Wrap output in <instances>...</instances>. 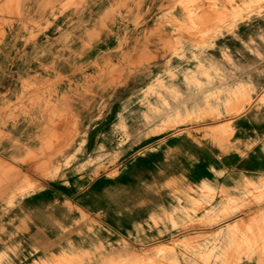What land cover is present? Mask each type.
<instances>
[{
    "label": "rangeland",
    "instance_id": "obj_1",
    "mask_svg": "<svg viewBox=\"0 0 264 264\" xmlns=\"http://www.w3.org/2000/svg\"><path fill=\"white\" fill-rule=\"evenodd\" d=\"M129 1V8L111 9L113 14H120L124 19L120 22L110 19L106 27L109 30L115 27L112 32L124 27V40H136L150 51L164 45V50L169 52L157 51L149 56L154 59L151 65L154 62L161 67L159 73L140 78L135 87H126L127 93L122 99H115L118 95L115 93L121 89L119 86L95 87L85 85L83 81L109 71L108 68L123 73V78L129 74L131 81L133 76L130 74H137L147 59L128 57L122 49L124 42L120 49L115 48L111 37L105 45L98 46L99 51H92L81 59L82 46L89 39L76 36L71 41L65 37L62 34L65 18L52 31L46 29L39 37L41 42L32 47L31 53L40 47L51 57L38 63L43 57L28 55L21 70L6 72L0 77V91L5 96L4 102L11 103L10 110L18 127L14 132L15 142L21 140L17 146L23 141L19 130L25 123L29 126L27 137L32 140L28 146L32 161L39 157V151H33L32 144L36 146L47 139H60L56 145L64 141L58 145L60 152L56 161L40 172H31L23 178L25 169H15L18 177L15 197L19 198V192H23L30 199L26 218V229L32 236L28 251L34 248L30 258L40 264H154L148 260L149 254L160 244L167 243L173 248L169 253L156 254L162 258L155 264H184V256L192 258H188L189 264L192 260L207 264V259L219 262L215 264H235V255L240 253L232 240L209 249L204 246L184 248L175 243L189 238L193 230L199 229V234L210 233L220 224L209 225L216 217L209 214L210 204L205 212L206 207L194 214L197 216L194 223L188 215L189 219L182 216L180 209L184 198L181 194L186 181L189 185V182L206 178L202 174L206 169L217 180L224 169L222 165L229 163L247 175L264 171V161L258 164L248 157L254 150L253 145L264 150V115H261L264 111L261 83L264 76V13L253 11L247 1L241 3L240 0L235 3L228 0L232 5H225L224 9L221 0ZM214 8H218L214 20L219 17L224 20L218 23V29L203 25ZM241 8L248 11L241 15ZM11 10V5L0 8L2 32L10 30V35L14 27ZM93 21H79L76 26L84 27ZM256 23L259 28H251ZM17 28L14 27L18 44L14 49L29 39ZM158 33H161L160 38L154 37ZM99 34L94 33L91 42H95ZM215 37L219 39L213 43ZM51 39L54 44L44 49ZM10 41L4 39L0 50L6 49ZM4 44L7 45L3 48ZM184 49H187L184 56L210 55L215 62H197L196 58L187 71L174 72L164 60L172 57L176 58L173 61L191 59L179 55ZM12 58L7 64L20 63L19 57ZM49 63L52 70L41 71L40 68L46 69ZM239 73L247 76L254 73V77L241 78ZM241 87L245 96L256 94L257 98L246 97L240 101L236 96L239 97ZM198 89L215 96L219 109L230 111L229 115L214 122L203 121L168 132L157 131L158 126H154L152 120L154 114H160L161 107L176 103L173 102L176 95L188 96ZM79 96L93 98L76 105L75 99ZM56 107L66 116L58 117V121L50 124ZM238 123L241 129H238ZM35 130L41 133H32ZM184 133H189L188 143ZM68 138H73L71 143L66 142ZM14 150L18 155L21 149ZM248 159L252 161L250 165L242 161ZM239 185L238 181L237 188ZM262 192L264 187L243 185L239 193L237 189L228 193L224 204L234 203L235 197L241 194L255 199ZM238 197L242 198V195ZM19 203L16 199L12 208L18 209ZM251 209L254 210H250L242 225L249 231L264 221V207ZM23 222L17 215L16 243L11 254L15 258L20 255L18 239ZM189 230L192 232L188 233ZM127 248L136 254L129 258L130 261L124 254ZM253 250L264 253V247ZM7 251V248L0 250V264H8L5 263ZM208 251L213 253H206ZM97 252L99 256L95 257ZM245 255L242 260L264 264V256L259 259L251 253L252 258L246 259ZM97 260L101 261L98 263Z\"/></svg>",
    "mask_w": 264,
    "mask_h": 264
},
{
    "label": "bare ground",
    "instance_id": "obj_2",
    "mask_svg": "<svg viewBox=\"0 0 264 264\" xmlns=\"http://www.w3.org/2000/svg\"><path fill=\"white\" fill-rule=\"evenodd\" d=\"M224 4L221 6L224 9L225 5H232V3L228 2V0H221ZM247 1L249 3V7L252 8L253 11H261L262 14L264 13V0H240L241 3ZM125 2V0H0V8L5 5H11L12 10L10 11L13 15V23L12 25L18 26L17 29L24 31L26 34L25 36L29 38L23 45L17 46L14 49L15 45L18 44L17 41V33L13 27V33L10 35V30L3 33V29L0 26V43L3 44L2 41L11 40L8 43V46L4 50H0V77L3 76L6 72L15 73L16 71L21 70L24 67L26 59L25 57L29 55L32 57L34 54L35 57H43L39 60L38 63H42V61L46 60L49 56L48 52H45L42 48L36 47L35 51L31 53L33 50L32 47L35 44L40 43V36L46 32V29H50L52 31L53 28L57 27L58 22L61 19L65 18V31L62 33L65 37L71 38V41L76 39V36L82 38L83 36L89 39L88 43L86 42L82 46V55L81 59H85L88 57V53L92 51H99V45H105L108 42L109 38L111 37L114 40L115 48H121L124 42V47L122 48L128 57H132L135 60H143V57L146 58V62L143 64V67H140L137 74H130L133 78L130 80L129 74L126 78H123V73L119 74L118 71L113 70V68H108L109 71L100 73L89 80L83 81L85 85H91L95 87H114L119 86L121 87L115 94H118L115 99L120 100L124 97L123 94L127 91L126 87H135L138 83H140V78L148 77L157 75L161 69L158 67L157 63L151 65V61H154L153 57H149L158 53L166 54L169 51L164 50V45H159L160 47L154 49V51H150L145 46L141 47L140 42L136 40L127 41L124 40L123 37V30L124 27H120L121 32L115 31V27L109 30V27H106L107 21L112 19L114 22H120L124 18L121 17L120 14H113L111 9L119 10L129 8L131 3ZM231 2H236L235 0H231ZM218 4V1H216ZM219 5V4H218ZM180 9L182 6L179 4ZM219 7V6H218ZM248 10L246 8H241L240 14H245ZM218 13V8H214L211 10L210 15L207 18V23L203 24L205 27H211L214 29H218V23H222L224 20L222 18H218L214 20L215 15ZM110 14V16L108 15ZM2 14H0V17ZM4 16V14H3ZM89 25L84 27H77L76 24L79 21L85 20H93ZM1 21V19H0ZM49 21V22H48ZM9 22V19H7ZM23 22V23H22ZM6 21H4V24ZM18 23V24H17ZM259 23L252 24L251 28L254 29L259 28L257 27ZM54 26V27H53ZM37 29L34 32V29ZM127 27L125 26V29ZM105 29H108L105 31ZM34 32V33H33ZM100 33L96 41L91 42L95 36L94 33ZM161 33L155 34L154 37L160 38ZM219 38L215 37L213 43H215ZM54 39L48 41V44L44 49H48L51 45L54 44ZM33 43V44H32ZM7 44H4L3 48ZM20 45V44H19ZM104 49V48H103ZM121 49V50H122ZM13 50V51H12ZM105 50V49H104ZM187 49L182 50L183 52L179 51V55L181 57H191V59H183L182 61L176 60L175 57L171 59L164 60L165 63L169 65V68L177 72L181 69L182 72H185L189 69L190 64L198 58L196 61L201 62L205 61L209 64H213L215 60L214 57H196L195 54H188L184 56ZM153 52V53H152ZM189 52V51H188ZM193 51H191L192 53ZM31 53V55H30ZM149 53H152L149 55ZM121 54V53H120ZM228 54V53H227ZM10 57V58H7ZM12 57H19L20 63L18 64H7L13 60ZM229 57V56H227ZM162 59L163 57H159ZM32 60V59H31ZM40 65V64H39ZM38 65V66H39ZM51 63L48 64L46 69L40 68L43 72H48V70H52L50 68ZM196 74H200V72H196ZM241 78H253L254 73H250L248 76L239 73ZM203 77V75H201ZM210 83V82H209ZM262 87L264 90V76L261 80ZM55 85H58L57 83ZM177 85H180L179 83ZM224 85H230L228 83H224ZM15 92H18L17 87H15ZM127 93V92H126ZM245 92L243 91L242 87L240 88L239 98L240 101L245 99L246 97L250 98L251 100H255L257 95L254 96L248 95L245 96ZM93 97H84L79 96L75 99V104L78 105L81 102H85L87 100H91ZM5 96L2 91H0V172L2 176H0V250L5 248L8 249L5 255V263L8 264H40V261L37 260L33 261L34 258H30V252L34 253V248L32 251L29 250L30 245V232L26 229V218L30 208V199L26 197V193L19 192V198L15 197L16 191L18 190L17 186V179L15 169L22 170L24 175L23 178H26L27 175L32 173H38L40 170L46 167L47 164L56 161L57 155L59 154L60 150L58 149V145H60V139H47L45 143L38 144L34 146L32 144V150L34 149L39 151V157L32 161L31 158V151L28 150L30 137H27L29 126L25 123L21 130H19V135L23 139L17 146L14 138V132L18 129L16 122L13 120L12 111L10 110L11 103L4 102ZM10 102V101H8ZM173 102H176L168 107H161L160 114L155 113L152 120L155 122L154 126H158L156 129L165 130L164 132H168L174 130L175 128L180 127H187L189 125H194L201 123L203 121L214 122L218 119H221L223 116L229 115L230 111L222 112L218 107V100L215 96H211L206 94L203 90L198 89L194 93H189L188 96L176 95L173 98ZM250 105L249 107H251ZM63 109V108H61ZM264 110V109H263ZM257 114L259 115L260 112L256 109ZM261 115H264V111ZM66 116L64 113H59V109L56 107V111L50 118V124H54V120L58 121V117ZM54 117V118H53ZM53 118V119H52ZM52 119V120H51ZM155 129V130H156ZM238 129H241L240 124L238 123ZM43 132V130H42ZM32 133H38L39 131H32ZM215 133V132H214ZM189 133H184L183 137L185 136V142L188 143L187 136ZM216 135V134H214ZM212 135L211 137L218 139V136L215 137ZM65 140V139H64ZM69 141L72 142L73 138H68ZM21 141V140H20ZM32 141V140H31ZM207 143H212L211 140H207ZM190 145L192 143L190 142ZM249 147V146H247ZM16 148H20V153L17 155L15 152ZM254 150L248 155L250 158H254L258 161H264V150L261 146L253 145L252 147ZM46 156V158H45ZM223 170L220 173L221 175H229L227 173L231 168H237L241 171L236 165H232V163L222 165ZM240 185L237 188V193L242 191V187L248 185H252L254 187H264V171L251 173L247 175L246 173H242L241 178L238 180ZM186 187L181 194V197L184 198V204L180 209V213L182 216H186L185 218L191 217V222L194 223L196 212L202 208H205L207 205L210 204L212 207L209 210V214L216 215V217L209 221V225H215L218 223H222L226 220L232 219L234 217H238L237 220L234 222L226 223L225 225L219 226L215 230L211 231L210 233L199 234L198 232H194L189 238L181 239L175 243V246L181 247H190L195 248L198 246H204L205 248L209 249L210 247H216L220 245H224L229 243L231 240L234 241L235 246L234 248L240 253L239 255H235L234 262L235 264H242V257L245 255L246 259H251L252 257H258L259 259L264 256L260 254L259 251L253 250L264 247V221L257 224L255 228H252L250 231L245 230L243 228V222L245 217L249 214L251 208L253 207H264V192L258 198L251 199L246 198L245 194H241L242 198L238 197V195L234 199V203H228L227 206L224 204V200L227 197V194L230 193L232 190H228L225 188L218 187L217 180L214 179L210 181L206 178L201 179L199 182H189L185 183ZM234 191V190H233ZM220 197V200L217 201L215 204H211V202L215 200L216 197ZM16 199H19V206L18 209L12 208L13 203H15ZM224 204V205H223ZM209 206V207H210ZM262 211L261 209L259 210ZM195 212V213H194ZM18 215L24 222L21 226V233L20 238L18 239V245L20 247V255L12 257V249L16 243V234L14 230V225L16 222V216ZM202 214L199 215L201 217ZM212 219V217H210ZM189 219V218H188ZM156 235V231L155 234ZM248 244H245V243ZM173 248V245H169L167 243L160 244L156 251L149 254V259L151 263L154 264L159 261L158 259L162 258L160 255L156 254H164L169 253L170 250ZM188 249V248H186ZM193 254L200 253L191 251ZM99 252L96 253L95 257L99 256ZM208 254L213 253L212 251L206 252ZM253 253L251 257L250 254ZM125 255H127L128 261L129 258H133L136 254L134 251L126 249ZM188 254V253H186ZM243 255V256H242ZM248 257V258H247ZM30 258V259H29ZM188 258L192 259L189 256L183 257L184 264H189ZM101 260H97L96 262H100ZM217 260H206L207 264H215ZM226 263L229 259L225 260ZM33 262V263H32ZM42 262V261H41ZM218 262V261H217ZM192 264H200V262L193 261ZM203 263V262H202ZM219 263V262H218ZM260 264V263H258Z\"/></svg>",
    "mask_w": 264,
    "mask_h": 264
},
{
    "label": "crops",
    "instance_id": "obj_3",
    "mask_svg": "<svg viewBox=\"0 0 264 264\" xmlns=\"http://www.w3.org/2000/svg\"><path fill=\"white\" fill-rule=\"evenodd\" d=\"M254 159V158H253ZM244 163H249V165L251 164V160L248 159V161L246 160H242ZM254 161L258 164H261L263 163L262 161H258V160H255ZM227 173H229V175H221L218 179H217V183H218V187L220 188H225V189H228V190H236L237 189V182L238 180L241 178L242 176V173L243 171H240L238 170L237 168H231ZM202 174L206 175V179L210 180V181H213L214 180V177H213V174L211 171H209L208 169L206 170H203ZM200 181V180H199ZM199 181H196V182H199ZM217 201H219V198L218 196L215 198L214 202L212 204H215ZM209 209V206L206 207L204 209V212L206 210ZM251 210H254V209H251ZM237 218H232V219H229V220H226L220 224H218L217 226H214V230L216 228H218L219 226H222V225H225L226 223H230V222H234L235 220H237ZM209 230V229H208ZM200 230L199 229H196V230H193V232H199ZM189 232H192V230H189ZM191 234V233H190ZM242 264H258L257 262H252V261H247V260H242Z\"/></svg>",
    "mask_w": 264,
    "mask_h": 264
}]
</instances>
